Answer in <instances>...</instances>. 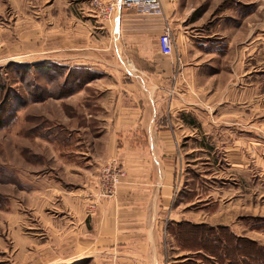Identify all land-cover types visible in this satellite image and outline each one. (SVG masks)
<instances>
[{"label": "rangeland", "instance_id": "rangeland-1", "mask_svg": "<svg viewBox=\"0 0 264 264\" xmlns=\"http://www.w3.org/2000/svg\"><path fill=\"white\" fill-rule=\"evenodd\" d=\"M100 1L113 9L110 16L98 15L109 22L118 12L116 0ZM73 2L0 0V107L12 108L7 117L11 123L0 127V264L44 261L36 250L31 254L19 240H33L39 246L47 240L43 225L26 207L34 179L46 176L51 183L70 190L75 186L72 183L80 180L87 187L94 177L91 182L98 183V195L87 208L89 214H94L104 200L117 194L128 177L120 157L104 163L99 144L79 132L80 124H88L89 114L102 113L101 91L97 88L105 81L109 67L91 69L92 74L86 71L90 83L74 88L75 83L64 84V76H50L44 65L89 68L57 60L56 28L65 20L64 10L75 6ZM181 3L186 6V15L194 11L190 19L196 20L195 25L188 24L190 19L186 23L191 36L198 39L213 32L220 36L218 54L205 64L212 70L203 67L202 74L207 77L202 90L193 95L194 110L171 118L184 126L181 130L187 137L179 148L173 217H188L194 222L204 219L218 228L226 226L237 237H249L264 247V231L259 229V220L264 218V0ZM213 48L211 44L205 54H211ZM211 73L217 74L212 83ZM4 114L0 119L6 117ZM93 127L99 129L96 122ZM119 171L124 176L113 186L112 176ZM11 200L18 201L16 210ZM203 201L209 202L210 215L201 211L205 208ZM54 211L49 212L51 216L62 220L63 216L58 217V211ZM68 224L72 229L73 221L69 219L62 228L67 230ZM170 236L167 256L163 246L164 262L187 264L179 262L186 253L178 249L181 243ZM66 241L68 245L73 240L67 236ZM52 242L56 244V240ZM69 251L66 249V253ZM88 257L91 258L81 261L76 256L69 257L62 264H116L120 260H126L123 264H146L150 260L118 253ZM204 264L215 262L204 260Z\"/></svg>", "mask_w": 264, "mask_h": 264}, {"label": "crops", "instance_id": "crops-1", "mask_svg": "<svg viewBox=\"0 0 264 264\" xmlns=\"http://www.w3.org/2000/svg\"><path fill=\"white\" fill-rule=\"evenodd\" d=\"M73 4L74 7L64 10L65 20L58 22L56 28L57 60L88 65L92 70L109 67V74L97 88L101 91L102 113L89 114L88 124H80L79 132L83 138L89 137L99 144L104 163L120 157L128 177L117 194L104 200L94 214L87 210L98 195V183L91 182L94 177L87 187L80 180L72 183L75 186L70 190L51 183L46 176L34 179L26 207L43 225L47 240L40 246L33 240H19L31 254L36 250V255L43 256L42 264H62L74 256L81 261L110 253L146 256L150 259L146 264H166L163 246L167 256L166 243L170 235L174 236L171 231L174 224L218 228L204 219L194 222L188 217L180 220L173 217L179 148L187 137L185 130H181L184 126L171 118L194 110L193 95L202 90L207 77L202 74L203 67L212 70L211 65L205 64L218 54L219 32L198 39L191 36L186 23L194 11L186 15L181 0L165 1L163 16L120 9L109 22L99 19L92 0H74ZM191 20L188 24L195 25L196 20ZM167 25L174 41L172 56L161 54L159 45ZM211 44L215 47L213 54H205ZM209 75L213 77L210 83L214 82L217 74ZM95 122L99 129L93 127ZM17 204L18 201L11 200L13 209L16 210ZM201 204L205 207L201 211L210 215L209 202ZM53 210L63 219L51 216L49 212L55 213ZM67 219L73 221L72 229L70 224L67 230L62 228ZM67 236L73 240L68 245ZM51 240H56V244ZM179 246L186 253L179 262L204 264V257H210L190 245ZM39 247L42 251H38ZM66 249L70 251L66 253ZM123 262L126 260L116 264Z\"/></svg>", "mask_w": 264, "mask_h": 264}, {"label": "trees", "instance_id": "trees-1", "mask_svg": "<svg viewBox=\"0 0 264 264\" xmlns=\"http://www.w3.org/2000/svg\"><path fill=\"white\" fill-rule=\"evenodd\" d=\"M44 65H47L46 69L51 72L50 76H64L65 85L66 83H75L74 88L77 84H79L81 88L83 85L86 86L90 83L89 74L86 72L89 71V73H91L92 70L90 68H70L58 63H45ZM24 66V68H30V65ZM77 75H79V77H77ZM11 109L9 105L0 107V115L3 114L5 116L4 112H6V117L0 119V127H7L9 126L8 124L11 123V119L7 120V117L9 115L11 116V114H9ZM259 221L260 227H258L260 230L264 231V218ZM171 231L181 244L185 243V245H190V248L195 251L203 250L210 256L204 257L206 261H214L215 264H264V247L250 239L237 237L227 227L214 228L207 225L183 223L174 224Z\"/></svg>", "mask_w": 264, "mask_h": 264}, {"label": "built area", "instance_id": "built-area-1", "mask_svg": "<svg viewBox=\"0 0 264 264\" xmlns=\"http://www.w3.org/2000/svg\"><path fill=\"white\" fill-rule=\"evenodd\" d=\"M171 2L173 0H120L115 2V6L118 10H135L139 14L143 15H164V2ZM92 5L95 8L97 15H105L110 16L112 12L111 9H107L100 0H93ZM159 45L161 54L164 56H172L174 51V41L172 37V32L170 27L167 25L163 34L159 38ZM108 172V171H107ZM124 176L122 171H119L118 174H113L112 182L113 186L118 183L119 177ZM105 180L107 182L108 177L105 176ZM112 188L110 187L108 190L112 194Z\"/></svg>", "mask_w": 264, "mask_h": 264}]
</instances>
